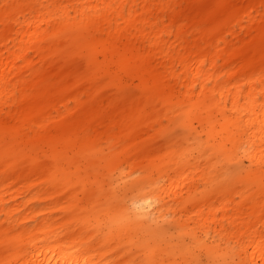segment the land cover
Instances as JSON below:
<instances>
[{"label": "rangeland", "instance_id": "rangeland-1", "mask_svg": "<svg viewBox=\"0 0 264 264\" xmlns=\"http://www.w3.org/2000/svg\"><path fill=\"white\" fill-rule=\"evenodd\" d=\"M86 1L0 0V264H264V0Z\"/></svg>", "mask_w": 264, "mask_h": 264}, {"label": "bare ground", "instance_id": "bare-ground-1", "mask_svg": "<svg viewBox=\"0 0 264 264\" xmlns=\"http://www.w3.org/2000/svg\"><path fill=\"white\" fill-rule=\"evenodd\" d=\"M110 2L111 0H88L85 3H81L80 10H83L84 5L86 4L90 10L100 14V20L103 24H105L109 22L112 17L109 11ZM50 20L51 16L42 14L36 19L27 22L26 26L22 30V36L17 44V48L9 50L7 55L0 50V95L4 94L6 90L10 88V84L13 81L14 76H17V78L22 81L23 75L20 68H16L17 59L22 51L31 45L37 47L39 46L36 41L47 30V27H44L43 25H49ZM255 27L264 31V23L261 25L257 24ZM183 28L180 30H183ZM197 47H200L199 52H202L199 53L201 57L200 61L202 62V57L205 55L204 48L201 45ZM194 71H196V69ZM35 108L41 114L43 107L36 106ZM51 236L52 235L49 233V230H45L28 239L30 241L29 255L22 261L21 264H28L29 262L32 264H58L60 261H65L67 257H69L70 260H73V256L77 251L67 253L63 251L62 245H50L49 240L51 239ZM55 236L59 238V234H55ZM42 241H45L46 245H40ZM53 251H55V253L52 254ZM77 259L84 262L88 259L91 260L86 253H82L81 257Z\"/></svg>", "mask_w": 264, "mask_h": 264}]
</instances>
